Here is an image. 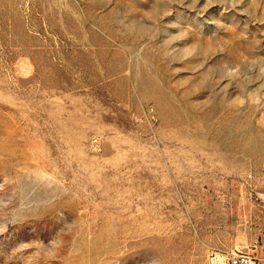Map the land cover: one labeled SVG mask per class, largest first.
<instances>
[{"label": "rangeland", "instance_id": "374dc122", "mask_svg": "<svg viewBox=\"0 0 264 264\" xmlns=\"http://www.w3.org/2000/svg\"><path fill=\"white\" fill-rule=\"evenodd\" d=\"M264 264V0H0V264Z\"/></svg>", "mask_w": 264, "mask_h": 264}, {"label": "built area", "instance_id": "2783aa9c", "mask_svg": "<svg viewBox=\"0 0 264 264\" xmlns=\"http://www.w3.org/2000/svg\"><path fill=\"white\" fill-rule=\"evenodd\" d=\"M208 264H258V258L249 249L211 248Z\"/></svg>", "mask_w": 264, "mask_h": 264}]
</instances>
